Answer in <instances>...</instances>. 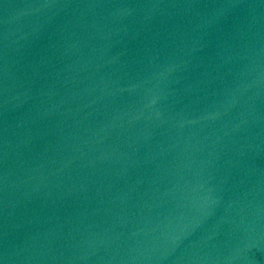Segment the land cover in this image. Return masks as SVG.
<instances>
[{"label": "water", "instance_id": "obj_1", "mask_svg": "<svg viewBox=\"0 0 264 264\" xmlns=\"http://www.w3.org/2000/svg\"><path fill=\"white\" fill-rule=\"evenodd\" d=\"M0 264H264V0H0Z\"/></svg>", "mask_w": 264, "mask_h": 264}]
</instances>
